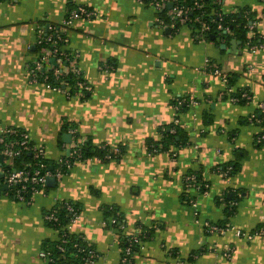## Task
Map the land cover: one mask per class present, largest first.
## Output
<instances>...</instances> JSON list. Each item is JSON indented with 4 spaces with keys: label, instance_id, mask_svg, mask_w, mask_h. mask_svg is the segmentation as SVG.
Here are the masks:
<instances>
[{
    "label": "crops",
    "instance_id": "crops-1",
    "mask_svg": "<svg viewBox=\"0 0 264 264\" xmlns=\"http://www.w3.org/2000/svg\"><path fill=\"white\" fill-rule=\"evenodd\" d=\"M218 2L225 13L244 9L251 17L246 42L198 40L189 25L162 27L148 0H0V129L27 131L49 165L68 149L65 123L94 145L122 147L118 159L76 161L30 203L0 192V264H50L39 252L58 232L43 212L61 201L80 207L70 231L97 253L88 264H120L110 206L123 216V233L143 234L132 264H264V143L254 140L264 126L250 119L264 106V0ZM77 7L94 15L71 22L63 49L78 53L89 89L67 97L30 82L28 69L39 55L37 25H60ZM240 91L251 98L232 101ZM177 97L197 103L177 111ZM176 117L186 141L150 153L162 146L160 127ZM234 163L231 175L217 171ZM191 171L207 184L204 191L184 185ZM206 222L230 229L209 231ZM257 228L262 232L251 238L235 233Z\"/></svg>",
    "mask_w": 264,
    "mask_h": 264
},
{
    "label": "trees",
    "instance_id": "trees-1",
    "mask_svg": "<svg viewBox=\"0 0 264 264\" xmlns=\"http://www.w3.org/2000/svg\"><path fill=\"white\" fill-rule=\"evenodd\" d=\"M147 1V0H145ZM185 5H190L192 3V0H185L182 2ZM202 5L204 13H208V16L204 17L208 19V23L211 26L212 33L208 35V40H210V36L214 35L213 41L218 39H226L230 37H239L243 42H246L247 40V33L252 30L253 27V21L251 17H244L243 12L244 9H239L237 11H234L232 13H225L222 15V19L220 20L222 29L220 31L217 30V23L219 22L216 14H211L213 11H216L220 8V4L218 0H202ZM72 9V8H71ZM70 9V10H71ZM199 12L196 10L190 11V16L193 17ZM158 15L162 18L166 19L165 16V8L161 11H158ZM40 24H43V22H40ZM55 26H59L56 24H53ZM227 28L226 31L224 29ZM231 33V35H230ZM60 36L62 38L66 37L64 32H59ZM46 45L45 48H52L53 45L44 44ZM64 43L59 42L57 44L58 48L61 51L66 52L69 57V59H73L72 56H70L69 50L63 49ZM36 47V53L40 54V46L38 44H35ZM53 58L54 62H51L50 59ZM77 60V59H76ZM76 62V61H75ZM77 65V64H75ZM32 66V63L29 65ZM78 67V66H77ZM58 68L60 72L59 79L54 78V72L55 69ZM212 70V69H211ZM38 81L42 82H49L51 85H59V87H63L64 89H68L70 96L76 94V93H82L83 95L87 92V90H83L78 86V82H84L85 80L82 78L81 72L79 74L73 72L72 68L69 65L68 60H63L61 63H56V57L50 56L48 57V63H46L41 70L38 72ZM226 81L231 85L230 79L228 75H226ZM243 92L248 93L247 91H240L236 92L234 94H231L233 98H236L238 102H243L246 99L241 96ZM251 96V95H250ZM189 97H177L175 100L172 101V105H176L178 101H181V104L179 105V108L177 111L183 110L188 105ZM177 119V117L174 119V121ZM251 121L260 123L262 126H264V106L263 108H260L259 111L255 112L251 116ZM10 129H14L16 131H22L24 129H19L15 127H9ZM74 130V131H73ZM163 136L161 143L162 146H151L149 151L150 153L160 150H167L170 145H178L181 143H184L186 141V136L182 131L179 129V126L177 123L172 122L167 126L160 127L159 130ZM62 132L69 133L71 132V141H70V149L72 154L71 155H64L61 158V162L52 163L49 165L46 158L44 159H36L34 158L32 151L30 150H21L19 154L13 157L11 159L12 163V169L19 170V169H34L39 166V164L43 163L45 165L44 170H48L49 166H52L51 170H48L50 173H54L57 170H61L64 173L68 171V169L71 167L73 163L76 161H84L91 158H97L102 161L110 160V159H118L122 153V147L117 146L116 148H112L106 144H100V145H94L91 143V141L87 138L82 137L78 131L75 125L68 126L66 123L62 126ZM264 133V130L258 134L255 135L254 140L257 144L264 143V140L257 141V138ZM62 134V133H61ZM17 136L15 134H5L3 135L4 140L9 141L10 139H13ZM18 138V137H17ZM61 138V135L59 137V140ZM31 142V141H30ZM77 142L76 147H72L73 143ZM31 144H33L31 142ZM3 147V144L0 143V149ZM75 151V153H73ZM1 157V156H0ZM68 161L67 163L69 166H67V163L65 161ZM0 167L4 170L10 168L5 159L0 160ZM230 168L227 171L226 176L231 175L235 173L238 169L237 164H228L220 167V169H217V171H225L227 168ZM188 175H194L196 181L188 182V186H194V183H200V187H198L201 191H204L207 187V184L201 179V176L194 171H191L187 173L184 176V185L186 183V177ZM3 179H0V184L2 183ZM206 185V186H205ZM236 197L232 196L229 202V213L234 210V204H235ZM67 205H71L74 207V209L80 214V207L77 203L71 202V201H61L56 203V205L49 210H46L43 212V216L47 213L54 212L55 215L58 217L57 223H53L52 221L44 220L47 225L54 228L58 232V239L53 242L52 244H49L47 247H44L42 250L48 251L51 254L52 261H50V264H88L89 261L86 259L89 255V251L94 252V256L91 257L94 261L97 253L95 252L94 248L88 244L87 241L83 239L80 235L74 234L72 232H68L67 239L65 242H61V234H62V227L65 226L69 218L71 216L70 212L67 210ZM107 214L109 218H107V222L118 228L120 233V247H121V253H120V264H132V254L136 250L139 249V246L143 240V234H127L123 233V229L125 228V222L123 219L122 214L116 209V207L110 206L106 208ZM111 220H114V222H111ZM220 226V225H218ZM260 229H256L255 231H259ZM59 245L63 246V251L59 249ZM127 247H130L131 253L126 256V261L122 262V258L124 257L125 249Z\"/></svg>",
    "mask_w": 264,
    "mask_h": 264
},
{
    "label": "built area",
    "instance_id": "built-area-1",
    "mask_svg": "<svg viewBox=\"0 0 264 264\" xmlns=\"http://www.w3.org/2000/svg\"><path fill=\"white\" fill-rule=\"evenodd\" d=\"M137 2H144L145 0H135ZM149 3L155 8L156 11H161L165 8V18L160 17L159 15L156 16V22L161 25L162 27H175L176 25H189L194 30V35H196V38L198 40H207L208 35L212 33L211 26L208 23V19L204 18L205 16H208V13H204L202 5V0H192V3L190 5H185L182 2L185 0H148ZM169 4L171 6H169ZM196 10L199 13L195 16L191 17L190 11ZM211 14H216L219 22L217 23V30L220 31L222 29L220 20L222 19V15L225 14V12L219 8L216 11H213ZM94 11L85 8V7H77L75 9H71L66 16L64 17L62 23L57 27L53 24H38L36 27L37 37L35 40V44H38L40 46V54L36 56L35 60L32 62V66H29V74H30V82H36L38 81V71L43 68V66L48 63V57L53 56L56 57V63H61L63 60H68L69 65L72 68L73 72L79 74L80 70L77 67L76 59L78 57L77 52H70V56L73 57V59H69L66 52L61 51L57 44L59 42L66 43L68 41L67 37L62 38L59 34V32H65V30L70 26L71 22L74 19L78 18H85L89 19L93 17ZM227 28L224 29L226 31ZM49 44L53 45V47L45 48L46 45ZM259 45H252L250 47L251 50H255L258 48ZM213 72L216 74H219L218 69H213ZM54 78L59 79L60 72L58 68L55 69L54 72ZM223 79L226 81V76L222 75ZM50 88H52L55 91H60L64 94H66L67 97H70L69 90L63 87H59V85H51L49 82H45ZM78 86L83 90H88L89 86L88 84L84 82H78ZM243 98L246 100H249L251 98L248 93L243 92L241 94ZM232 101H237L236 98H233L231 96ZM197 101L195 99H189V104H196ZM181 104V101H178L176 105H174V108L177 110L179 108V105ZM260 108H263L262 105H260ZM177 119L175 120V123H177ZM74 131V130H73ZM15 134V138L10 139L9 141L4 140L3 135L5 134ZM71 134V132H69ZM264 140V133H262L258 138L257 141ZM0 143L3 144V147L0 149V156L2 159H5L7 165L10 167L6 170L0 167V173L3 174V181L2 185H6V192L11 195L13 198L22 201L24 203H30L32 200V197L40 192L44 188V182L47 176H53L56 179L60 178L63 175V172L61 170H57L54 173H50L48 170H44L45 165L43 163L39 164L37 168L34 169H19L15 170L12 169V163L11 159H13L14 156L20 153L21 150H30L32 151V154L34 158L36 159H44V149L42 146L31 144L29 136L27 131H16L14 129H10L9 127L0 129ZM70 144V143H69ZM68 144L69 152L65 155H71V149L70 145ZM77 142L73 143L72 147H76ZM75 153V151H73ZM61 162V159L59 160ZM68 162L67 160L65 161ZM67 166L69 164L67 163ZM230 168L228 167L227 170L221 171L223 175L227 174V171ZM192 181L195 182V176L194 175H188L186 177V183L185 186H188V182ZM195 187H200V183H194ZM206 186V185H205ZM192 204L194 205L193 201ZM67 210L70 212L71 216L69 218L68 223L62 227V234H61V242L66 241V237L68 235V232H71V225L79 218V213L72 207L71 205H67ZM44 220L52 221L53 223H57L58 217L55 215L54 212L47 213L43 216ZM111 222H114V220H111ZM206 229L209 231H217V232H224L230 227H222L218 225H212L209 223L204 224ZM262 231H255L254 233H243L240 230H235L236 235L240 236L242 234L246 235L247 238H251L254 235L260 234ZM59 249L63 251V246L59 245ZM130 247H127L125 249L124 257L122 258V262L126 261V256L131 253ZM90 256H87L86 259L89 262H93L92 258L94 256L93 251L88 252ZM39 256L43 259H45L47 262L52 261L51 254L48 251L41 250L39 252Z\"/></svg>",
    "mask_w": 264,
    "mask_h": 264
},
{
    "label": "water",
    "instance_id": "water-1",
    "mask_svg": "<svg viewBox=\"0 0 264 264\" xmlns=\"http://www.w3.org/2000/svg\"><path fill=\"white\" fill-rule=\"evenodd\" d=\"M169 6H171V5L169 4ZM169 30H170L169 28L165 29L166 32H168ZM210 38L211 39H214V35H211ZM235 43H236L235 40H232L230 42V44H231L232 47H231V49H228L229 51L234 49V46L236 45ZM219 47L221 49H226V45L224 43H221L219 45ZM50 61L51 62H54V59L51 58ZM62 141H64L65 143H70V141H71V134L70 133H63V135H62ZM68 152H69V149H66V154H68ZM1 159H2V157H0V160ZM51 169H52V166H49L48 167V170H51ZM2 178H3V174L0 173V179H2ZM55 180H56L55 177H53V176H47L46 179H45L44 185L45 186H48V185H51L52 186V185L55 184ZM6 188H7L6 185L0 186V192H4L6 190Z\"/></svg>",
    "mask_w": 264,
    "mask_h": 264
},
{
    "label": "rangeland",
    "instance_id": "rangeland-1",
    "mask_svg": "<svg viewBox=\"0 0 264 264\" xmlns=\"http://www.w3.org/2000/svg\"><path fill=\"white\" fill-rule=\"evenodd\" d=\"M3 195H5V194H3ZM3 197H8V196L6 195V196H3Z\"/></svg>",
    "mask_w": 264,
    "mask_h": 264
}]
</instances>
